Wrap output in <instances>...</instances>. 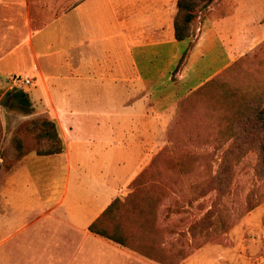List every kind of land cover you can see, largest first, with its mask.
<instances>
[{"label": "crops", "instance_id": "crops-1", "mask_svg": "<svg viewBox=\"0 0 264 264\" xmlns=\"http://www.w3.org/2000/svg\"><path fill=\"white\" fill-rule=\"evenodd\" d=\"M176 1L45 0L38 8L47 21L34 27L25 14L26 37L17 39L13 7L21 1L0 0L2 20L12 12L5 26L13 35H0V85L23 91L22 117L52 119L62 144L58 153L31 152L0 168V264H153L89 226L161 148L167 110L217 72L171 86L164 68L184 64L189 41L196 65L205 51L243 47L236 0H215L195 35L181 41L173 34ZM260 1L246 2V19L262 14ZM204 252L186 261L211 264Z\"/></svg>", "mask_w": 264, "mask_h": 264}, {"label": "rangeland", "instance_id": "rangeland-1", "mask_svg": "<svg viewBox=\"0 0 264 264\" xmlns=\"http://www.w3.org/2000/svg\"><path fill=\"white\" fill-rule=\"evenodd\" d=\"M19 1L13 7L17 39L26 37L25 14L34 27L48 16L38 8L45 0ZM247 1L253 0L235 5L243 20L241 49L205 51L199 65L188 52L183 65L171 72L164 68L163 79L175 78L171 86L199 72H217L206 80L202 75L199 88L167 110L161 148L98 220L99 229L153 264H199L186 260L203 248L211 264H264V165L253 137L256 114H264V10L246 19ZM259 3L264 8V0ZM11 13L8 9L3 21L0 12V35L9 40L13 35L5 20ZM223 57L224 66H215ZM16 90L0 85V99L9 94L0 105V168L5 170L14 163L15 135L24 151L46 148L24 128L43 115L23 118Z\"/></svg>", "mask_w": 264, "mask_h": 264}, {"label": "trees", "instance_id": "trees-1", "mask_svg": "<svg viewBox=\"0 0 264 264\" xmlns=\"http://www.w3.org/2000/svg\"><path fill=\"white\" fill-rule=\"evenodd\" d=\"M215 0H177L176 1V14L173 19V34L174 38L177 41L190 39L195 35V26L197 25L200 19H203L206 13L207 8L212 5ZM194 41H189L187 47L183 51L179 61H181L188 52L193 47ZM199 88V87H198ZM196 88V89H198ZM195 89V90H196ZM194 91V90H193ZM25 93L21 90L15 92V97L20 100V102L27 107L28 102L25 98ZM185 98V97H184ZM183 98V99H184ZM182 99V100H183ZM181 100V101H182ZM257 123L254 131L253 137L257 140V149L258 155L260 156V163L264 165V114L263 111H259L256 114V118L254 119ZM28 125L24 128L31 130L39 141L42 142L45 149L34 151L36 154H53L58 153L62 149L61 139L59 136V132L56 126V123L48 118L47 116H43V118H32L28 123ZM26 131V130H24ZM13 152L14 158H12L13 162L17 161L24 155L31 153L28 151H24L22 148V144L20 138L16 135L13 137ZM119 202V198H116L112 201V203L107 207V209L102 213V216L106 215L116 203ZM100 217L93 222L89 226V230L95 234L103 236L121 246H124V242L121 238L114 235L113 233H108L103 229L98 228V220Z\"/></svg>", "mask_w": 264, "mask_h": 264}, {"label": "built area", "instance_id": "built-area-1", "mask_svg": "<svg viewBox=\"0 0 264 264\" xmlns=\"http://www.w3.org/2000/svg\"><path fill=\"white\" fill-rule=\"evenodd\" d=\"M12 80H13V82H15V83H18V82H22L23 84H29V83H31V81H30L29 78H23V79H20L19 76H13V77H12Z\"/></svg>", "mask_w": 264, "mask_h": 264}, {"label": "water", "instance_id": "water-1", "mask_svg": "<svg viewBox=\"0 0 264 264\" xmlns=\"http://www.w3.org/2000/svg\"><path fill=\"white\" fill-rule=\"evenodd\" d=\"M3 101H5V96H2V98L0 99V105L3 104Z\"/></svg>", "mask_w": 264, "mask_h": 264}]
</instances>
